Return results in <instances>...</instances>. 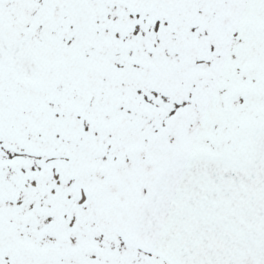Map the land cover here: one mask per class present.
<instances>
[{
	"label": "snow or ice",
	"instance_id": "6c2138e0",
	"mask_svg": "<svg viewBox=\"0 0 264 264\" xmlns=\"http://www.w3.org/2000/svg\"><path fill=\"white\" fill-rule=\"evenodd\" d=\"M0 264H264V0H0Z\"/></svg>",
	"mask_w": 264,
	"mask_h": 264
}]
</instances>
